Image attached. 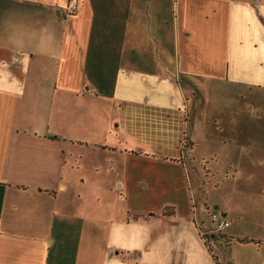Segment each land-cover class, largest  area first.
<instances>
[{
    "label": "crops",
    "instance_id": "obj_1",
    "mask_svg": "<svg viewBox=\"0 0 264 264\" xmlns=\"http://www.w3.org/2000/svg\"><path fill=\"white\" fill-rule=\"evenodd\" d=\"M68 2L0 0V264H264L230 208L206 235L201 149L228 136L187 121L264 89V0Z\"/></svg>",
    "mask_w": 264,
    "mask_h": 264
},
{
    "label": "rangeland",
    "instance_id": "obj_2",
    "mask_svg": "<svg viewBox=\"0 0 264 264\" xmlns=\"http://www.w3.org/2000/svg\"><path fill=\"white\" fill-rule=\"evenodd\" d=\"M218 92L211 94L209 110H190L187 115L188 122L189 116L196 118L199 115L206 125L224 127L228 136L227 144L201 149L213 153L202 164L205 170V178L199 179L202 185L199 190L194 189L197 192L194 193L199 209L197 214L206 222L208 231L220 235L214 230L210 212L215 210V204L220 206V210H215L220 214L223 209L230 208L240 219L237 222L247 227L250 223V228L256 227V233L264 236V89H254L253 92L243 89L242 98L223 90L221 94ZM117 118L122 121L121 115ZM128 128L131 137H135L137 131L133 125ZM191 145L184 137L178 149L187 155ZM144 171L151 174L157 170L147 167ZM207 197L208 203L204 201ZM226 217L232 224V214Z\"/></svg>",
    "mask_w": 264,
    "mask_h": 264
},
{
    "label": "built area",
    "instance_id": "obj_3",
    "mask_svg": "<svg viewBox=\"0 0 264 264\" xmlns=\"http://www.w3.org/2000/svg\"><path fill=\"white\" fill-rule=\"evenodd\" d=\"M79 6L80 0H69V3L66 8V15L68 17L75 15L80 8ZM210 217L213 223L214 230L218 234L223 233L226 229L231 226L230 220L215 210L210 212ZM209 233H211V231H207L206 235H208Z\"/></svg>",
    "mask_w": 264,
    "mask_h": 264
},
{
    "label": "trees",
    "instance_id": "obj_4",
    "mask_svg": "<svg viewBox=\"0 0 264 264\" xmlns=\"http://www.w3.org/2000/svg\"><path fill=\"white\" fill-rule=\"evenodd\" d=\"M68 3H69V2H68ZM170 209H173V208H171V207H170V208H166V209H165V212L168 213V210H170ZM171 214H173V213H171ZM171 214L168 213V215H171ZM207 237H208V236H207ZM208 239H209V238H208ZM239 241H240V242H247L248 240L245 238V239H239Z\"/></svg>",
    "mask_w": 264,
    "mask_h": 264
}]
</instances>
